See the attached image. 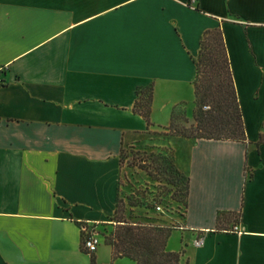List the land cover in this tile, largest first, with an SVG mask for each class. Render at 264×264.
I'll use <instances>...</instances> for the list:
<instances>
[{
  "label": "crops",
  "instance_id": "1",
  "mask_svg": "<svg viewBox=\"0 0 264 264\" xmlns=\"http://www.w3.org/2000/svg\"><path fill=\"white\" fill-rule=\"evenodd\" d=\"M213 29L247 142L166 138L190 179L181 247L170 237L167 250L180 264H264V0H0V264H109L80 223L111 227L123 146L191 113ZM151 84L149 126L134 107ZM220 211L241 220L217 229Z\"/></svg>",
  "mask_w": 264,
  "mask_h": 264
},
{
  "label": "trees",
  "instance_id": "2",
  "mask_svg": "<svg viewBox=\"0 0 264 264\" xmlns=\"http://www.w3.org/2000/svg\"><path fill=\"white\" fill-rule=\"evenodd\" d=\"M194 62L197 68L194 81L196 97L194 122L190 126L177 128L176 121L179 118L186 123L189 122L185 112L179 114L177 109L173 112L171 125L164 129L165 133L193 139L247 142L243 112L221 29L208 30L203 34L201 49L199 55L194 58ZM153 94L152 84L139 87L134 107L135 113L142 115L149 126L152 125ZM261 143H264V133L260 135L258 141V144ZM121 163L123 164L122 158ZM177 175L185 180L184 186L179 187L178 192L176 191V197L181 194L183 199L174 198L180 201L176 216L180 217L181 221L166 219L163 223H154V220L149 218L145 219L146 222L129 221L124 214L125 204L120 197L118 198L117 208L112 217V221L116 222L115 229L107 236L100 233L105 243L111 246L114 259L127 257L134 260L136 264H180L181 253L167 250V242L173 230L181 227L180 223L185 217L190 179L180 170H177ZM172 183L178 185V181ZM153 210L157 212L156 208ZM161 217L165 218L163 215ZM241 217V212L220 211L217 217V229H222L225 224H236ZM83 225L86 224L81 222L80 226ZM92 227L98 229L97 226ZM92 262L97 264L94 258Z\"/></svg>",
  "mask_w": 264,
  "mask_h": 264
},
{
  "label": "rangeland",
  "instance_id": "3",
  "mask_svg": "<svg viewBox=\"0 0 264 264\" xmlns=\"http://www.w3.org/2000/svg\"><path fill=\"white\" fill-rule=\"evenodd\" d=\"M193 102L191 113L188 116L185 113L189 122L186 123L179 118L176 121L177 128L190 126L194 122L195 99ZM178 112L182 114L184 112L183 108L181 107ZM165 132V130L151 132L149 139L153 143L127 144L123 147V151L121 150L123 173L120 181L119 197L125 204L126 211L124 214L129 221H145L146 218H149L154 220V223H163L167 216L173 218L171 215H176L178 206H180L178 203L180 201L174 198L183 199L181 194L176 197V193L179 187L184 186L185 180L177 175L179 169L175 164L174 148L166 141V138L185 137ZM162 140L167 144L154 143ZM173 181H178V185L173 184ZM157 206H162L166 212L160 213L153 210ZM162 215L165 218L161 217ZM110 225L111 227H99L98 231L107 236L115 229L116 222L112 221ZM181 236L179 232L170 236L173 238L172 243L175 242L177 247L181 245ZM100 248L108 258H111L109 264L115 262L117 264H135L129 258L114 259L110 248L104 244V241L101 242Z\"/></svg>",
  "mask_w": 264,
  "mask_h": 264
},
{
  "label": "built area",
  "instance_id": "4",
  "mask_svg": "<svg viewBox=\"0 0 264 264\" xmlns=\"http://www.w3.org/2000/svg\"><path fill=\"white\" fill-rule=\"evenodd\" d=\"M158 212H165L162 206H157ZM82 230L84 232V238H83V246L85 250L89 253H94L97 251L100 243H101V234L98 231V229L95 227H92L90 225H83ZM234 231L238 232L240 231L238 226L234 227ZM203 243V238H198L195 241V244L197 246H200Z\"/></svg>",
  "mask_w": 264,
  "mask_h": 264
}]
</instances>
